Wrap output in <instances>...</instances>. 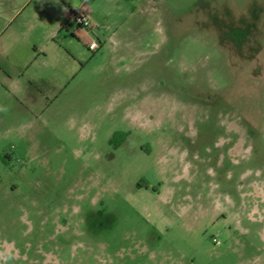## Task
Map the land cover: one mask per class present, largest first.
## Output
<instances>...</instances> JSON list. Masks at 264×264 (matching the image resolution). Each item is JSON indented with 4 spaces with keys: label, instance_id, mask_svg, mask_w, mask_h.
I'll return each mask as SVG.
<instances>
[{
    "label": "rangeland",
    "instance_id": "1",
    "mask_svg": "<svg viewBox=\"0 0 264 264\" xmlns=\"http://www.w3.org/2000/svg\"><path fill=\"white\" fill-rule=\"evenodd\" d=\"M12 7L0 264H38L30 234H77L43 264L264 259V0H146L114 41L74 39L39 66L5 41Z\"/></svg>",
    "mask_w": 264,
    "mask_h": 264
},
{
    "label": "crops",
    "instance_id": "2",
    "mask_svg": "<svg viewBox=\"0 0 264 264\" xmlns=\"http://www.w3.org/2000/svg\"><path fill=\"white\" fill-rule=\"evenodd\" d=\"M146 0H12L13 7L8 21L14 24V30L5 36V41L17 45L22 42L33 48L23 63L37 66L46 64L49 59L48 51L60 47L62 43H77L88 46L96 41L98 49L107 42L115 40L113 36L120 26L125 24L127 17L134 15L139 6ZM75 10L87 14L92 28L84 32L74 26L70 15ZM88 48V47H87ZM74 57V54L71 53ZM37 89H49L39 87ZM46 86L51 83L43 82ZM42 85V83H41ZM56 88V86L52 87ZM264 259L256 256L254 264H261Z\"/></svg>",
    "mask_w": 264,
    "mask_h": 264
},
{
    "label": "flooded vegetation",
    "instance_id": "3",
    "mask_svg": "<svg viewBox=\"0 0 264 264\" xmlns=\"http://www.w3.org/2000/svg\"><path fill=\"white\" fill-rule=\"evenodd\" d=\"M139 187V186H138ZM77 234H30L28 239V246L33 255L34 251H40L41 257L37 259L36 263L43 264V254L54 250H70L73 247ZM92 251L91 246H86V249ZM30 255L31 262L34 259Z\"/></svg>",
    "mask_w": 264,
    "mask_h": 264
},
{
    "label": "built area",
    "instance_id": "4",
    "mask_svg": "<svg viewBox=\"0 0 264 264\" xmlns=\"http://www.w3.org/2000/svg\"><path fill=\"white\" fill-rule=\"evenodd\" d=\"M70 21L74 26L84 32H88L92 28L91 22L87 14L84 13L82 10L73 11L70 15ZM87 47L89 50L95 51L98 49V44L95 41H92L88 44ZM214 241L215 239H213V242Z\"/></svg>",
    "mask_w": 264,
    "mask_h": 264
}]
</instances>
